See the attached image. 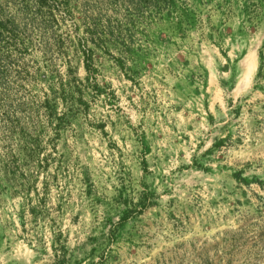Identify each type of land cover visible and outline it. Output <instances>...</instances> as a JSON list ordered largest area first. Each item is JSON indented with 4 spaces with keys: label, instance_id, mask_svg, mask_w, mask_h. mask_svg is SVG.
<instances>
[{
    "label": "rangeland",
    "instance_id": "rangeland-1",
    "mask_svg": "<svg viewBox=\"0 0 264 264\" xmlns=\"http://www.w3.org/2000/svg\"><path fill=\"white\" fill-rule=\"evenodd\" d=\"M0 264H264V0H0Z\"/></svg>",
    "mask_w": 264,
    "mask_h": 264
},
{
    "label": "trees",
    "instance_id": "trees-1",
    "mask_svg": "<svg viewBox=\"0 0 264 264\" xmlns=\"http://www.w3.org/2000/svg\"><path fill=\"white\" fill-rule=\"evenodd\" d=\"M85 66H86V69L88 68V65H87V63H86V59H85Z\"/></svg>",
    "mask_w": 264,
    "mask_h": 264
}]
</instances>
